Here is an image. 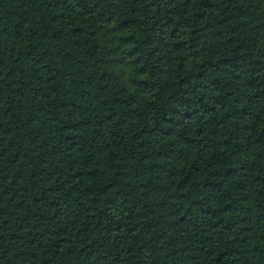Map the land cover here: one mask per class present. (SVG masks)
Here are the masks:
<instances>
[{
    "label": "trees",
    "instance_id": "1",
    "mask_svg": "<svg viewBox=\"0 0 264 264\" xmlns=\"http://www.w3.org/2000/svg\"><path fill=\"white\" fill-rule=\"evenodd\" d=\"M0 264H264V0H0Z\"/></svg>",
    "mask_w": 264,
    "mask_h": 264
}]
</instances>
